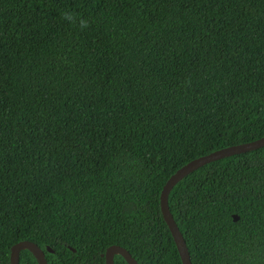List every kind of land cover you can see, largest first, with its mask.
Masks as SVG:
<instances>
[{
	"label": "trees",
	"instance_id": "16d2710c",
	"mask_svg": "<svg viewBox=\"0 0 264 264\" xmlns=\"http://www.w3.org/2000/svg\"><path fill=\"white\" fill-rule=\"evenodd\" d=\"M262 137L264 0H0V264H181L164 184ZM168 206L191 264H264V147Z\"/></svg>",
	"mask_w": 264,
	"mask_h": 264
},
{
	"label": "water",
	"instance_id": "95a60500",
	"mask_svg": "<svg viewBox=\"0 0 264 264\" xmlns=\"http://www.w3.org/2000/svg\"><path fill=\"white\" fill-rule=\"evenodd\" d=\"M261 147H264V137L249 143H244V144H239V145H234L223 149H219L207 155L198 157L190 161L189 163L185 164L180 169H178L173 175H171L169 179L166 181V183L164 184L161 190L159 197L160 210L162 217L175 243L176 249L178 251L181 260V264H191V260L188 249L186 247V243L183 239L181 232L177 227V224L173 219V216L168 206V197L173 187L177 183H179L183 178H185L187 175H189L190 173H192L193 171H195L196 169L200 168L205 164L235 154H241L244 152L252 151ZM233 220L237 221L238 217L236 215H233ZM22 250L30 251L37 259L38 264H48L43 250L39 248L35 243L30 241H21L11 247L10 264H19V255ZM48 251L52 252L51 250ZM115 255H120L121 257H123L128 264H138L126 249L119 247L117 245H112L106 248L105 252L101 256L104 257L105 264H114Z\"/></svg>",
	"mask_w": 264,
	"mask_h": 264
},
{
	"label": "clouds",
	"instance_id": "9594fccd",
	"mask_svg": "<svg viewBox=\"0 0 264 264\" xmlns=\"http://www.w3.org/2000/svg\"><path fill=\"white\" fill-rule=\"evenodd\" d=\"M65 18H68L66 15H65ZM89 25L87 24V22L85 21H81L80 22V27L83 29V28H87Z\"/></svg>",
	"mask_w": 264,
	"mask_h": 264
}]
</instances>
